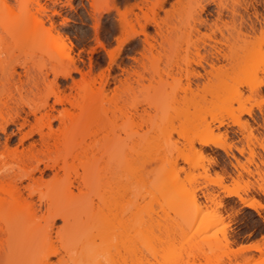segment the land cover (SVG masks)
Here are the masks:
<instances>
[{"label": "rangeland", "instance_id": "374dc122", "mask_svg": "<svg viewBox=\"0 0 264 264\" xmlns=\"http://www.w3.org/2000/svg\"><path fill=\"white\" fill-rule=\"evenodd\" d=\"M27 1L31 0H0V182L7 181V176L11 178L10 175L24 174L35 165L43 169L44 164H61L60 161L66 155L65 149L61 147L23 159V163L19 158L20 164H17L14 155L10 154L15 146L21 150L28 147L33 140L37 141L38 135L34 133L36 131L27 138L21 137L22 132L44 125L47 117L54 115L56 118H51V121L53 127H58V111L65 108L76 114L78 110L70 108L63 100L62 104L58 95H76L77 92L79 95L85 92L92 95L98 90L103 91L96 104L98 114L90 131L94 130L96 123L113 127L108 138L124 142L128 157L126 165L138 164L140 167L138 180L126 179V195L121 200L125 206L118 211L122 212V218L125 216L129 230L126 229L127 235L115 239L112 246L102 254L81 257L76 263L68 256H50L49 262L134 264V260L138 258L139 264H262L264 36L260 37L257 32V41L252 39L255 41L252 43L260 46V50L251 51L247 46L248 50L245 48L236 51L238 67L235 71L205 79V70L209 69L206 62L202 61L205 69L192 63L188 70L197 71L204 77L190 76L193 91L196 90V83L199 90L192 93L194 95L187 91L185 95L179 86L186 82L184 60L197 58L195 46L198 45V55L206 56L208 62L210 58L207 55L209 51H213L212 46L222 48L221 53L226 52L223 44L202 36L210 32L209 27L213 22L220 24L225 21L230 27V10L234 8L245 20L249 16L258 29L264 19V0H244L246 5L243 0H240L239 4V0H149L146 5L142 0H114L115 9L109 11L106 9L111 6L113 0H39L41 8L31 7L29 13L22 16L23 21L17 34L10 37L3 32V27L17 23L14 15L9 16L7 8L18 13V5ZM203 5L204 9L200 11ZM219 8L220 20H216ZM254 13L257 14V19ZM123 16L126 17V22L122 21ZM199 17L205 19V23L198 24ZM148 20L150 23L146 24ZM237 21L238 16L236 23ZM144 24L149 40L154 46L150 48V53L144 51L145 48L148 50V47L144 44L142 34L131 36ZM192 27L197 28L198 32ZM240 29L242 33L251 34L245 24ZM226 31L223 30L225 36ZM213 37L217 41L222 39L217 31ZM142 52H145L148 58H143ZM69 58L73 59L71 62H75L77 70L73 69ZM140 60H143L146 69L140 66ZM216 63L225 64V61ZM177 65L182 69L180 81L176 79ZM153 68L160 72L162 78L158 79L160 76L155 75L152 85L143 80L144 88L137 87L135 82H131L127 88L122 87L121 81L128 72L143 70L145 77H148ZM67 71L70 75L63 77ZM167 71L173 76H166L164 73ZM255 85L260 86L259 92L252 94L249 88ZM62 96L60 99L64 97ZM246 108H252V115L241 114L239 119L251 124L253 128H250L249 133L253 130L252 137L247 136L246 129L241 131V128L239 130L236 124L231 123L235 114ZM30 109L35 112V116L31 114L33 112H29ZM232 115L234 117L231 118ZM9 117H15V121L10 118L13 123L9 122ZM23 117L27 118V123L20 128V132L17 128L18 124L23 122ZM219 120L224 124L216 130L215 125ZM208 127L212 128V134L208 132ZM173 129L180 131L178 135L182 134V137ZM224 130L228 138L223 137L226 138L223 143L227 142L226 146H231L230 150L226 149L225 153L222 149L209 145L202 148L203 157L196 154L195 151L201 148L197 142L199 139L217 140L218 133L222 134ZM216 134L218 137L215 138ZM245 135L247 139L251 137L250 140H247ZM223 138L220 137L219 142L223 141ZM190 141L194 142L193 148L196 149L188 146ZM4 144L12 149L10 154L2 153L7 149L3 148ZM133 146L137 149L136 160V155L131 151ZM248 147L252 150L251 153ZM240 148H243L242 152H238ZM179 151L185 160L179 158ZM119 154L121 152L111 160L113 166L119 164L116 162V159L119 160ZM250 155H253V161L249 159ZM213 157L214 164L208 165L206 158ZM248 159L252 162L247 161ZM240 162L248 168L247 173L243 166H239ZM75 164L76 170H59L58 177L63 180L56 183L55 188H50L55 182L52 180L53 171L49 168H44L41 177L39 171H35L33 180H24L21 185H27L28 190L32 191L34 202L38 203L37 197L42 194L44 199L50 196L60 212L67 210L83 200L76 189L73 188L70 194L63 186L66 180L73 179L75 171L81 173L78 163ZM203 167L209 170H205L208 176H204L206 173ZM223 172L226 175L223 174L225 177L222 184L227 186L228 191L221 189L222 184L217 185L219 182L216 176ZM238 176L241 179L238 180ZM13 177L12 179H16ZM25 189H22L23 195L26 194ZM230 190L236 191L244 199L257 201L255 209L244 206L237 196H229ZM94 192L95 189L92 190L91 197L94 203H99L93 195ZM207 193L216 195L214 202L218 200L217 204L206 200L204 196L206 194L208 197ZM192 195L195 196L194 202L191 200ZM8 197V192L0 193V198ZM115 198L119 196L113 197L109 194L99 203L104 212L107 207L116 203L121 206L119 199ZM135 203L140 208L141 222V231L139 229L140 232L136 233L133 229L130 230L133 225L130 221L134 219L132 216L137 207L136 204L134 208ZM178 204L182 207H178ZM41 212L43 208L37 214ZM26 214L25 210L0 206V264H35V261L28 263L22 259L28 253L25 246L14 250L10 256L5 255V223L12 216ZM40 217L31 222L29 231L24 235V241L31 240V243L35 244L42 240L46 232L44 220ZM205 220H209L211 224L203 228L200 223ZM61 225L62 221L56 218L51 228L50 240L47 239L46 244L58 248L62 239L69 238L72 242L79 243L84 238L83 232L71 234L72 236L62 233L57 237L55 232ZM116 227L110 228L116 231ZM133 240L136 243L132 247ZM244 245H256L261 251L253 248L238 251V248ZM120 254L128 257L126 262L113 263L111 259H117Z\"/></svg>", "mask_w": 264, "mask_h": 264}, {"label": "bare ground", "instance_id": "6f19581e", "mask_svg": "<svg viewBox=\"0 0 264 264\" xmlns=\"http://www.w3.org/2000/svg\"><path fill=\"white\" fill-rule=\"evenodd\" d=\"M18 1H20V0H18ZM148 1L149 0H142L143 4H145V5L148 3ZM209 1L215 2V0H209ZM237 1H234V2L237 3ZM111 2H112V0H111ZM243 2H245V1L243 0ZM239 3H240V0L237 4H239ZM115 5L116 4H114V0H113L111 6L109 8H107L106 11H109L111 9H115ZM245 5H246V2H245ZM33 6H36L40 9L41 8L40 1L39 0H31V1H27V2H21L18 5V10H17L18 13H14L13 10L7 8V11L9 12V16L12 17L14 15L17 24L12 25V26L7 25V27H6V25H4V27H6L7 30H5L6 28L4 29V27H3V32L9 34L10 37H13L14 35H16L17 30L19 29V27H21V23L23 21L22 16H25L27 13H29V9ZM38 8H36V9L38 10ZM203 9H204V5L201 6L200 11H202ZM220 15H221V8H219L217 10L216 20H220ZM253 15H254L255 19H257V17H256L257 14L254 13ZM230 16L232 18V21L230 24L231 26L229 25L230 27L227 26L228 23H226L225 21H222V22L220 21L221 25L218 24L216 21H214L212 26L209 27L210 32L207 34L206 33L202 34V36L207 38V39H210V40L213 39L215 42H218L219 44H223L226 52L221 53L220 51H222V48L216 47L215 45L212 46L213 51H209V53L207 55L210 58V60L208 62L206 56L198 55V45L195 46L196 44H194L195 50H196L195 54H197V58L184 60L185 68L183 69V71H185L184 77H185L186 82L184 84H180L179 89H181L185 95L187 94L186 93L187 91H190L188 93L192 94V93H196V90L198 89V85L196 83L195 84L196 90L193 91V88L191 86L192 81L190 80V76L195 77V78H202L203 77V75L197 71L193 72V71L188 70V67L190 68L192 63L194 65H198V66L202 67L203 69H205L203 64H202V61H205L206 64L209 66V69L205 70V76L204 77H205V79H208L211 76L215 77V76H218L221 74H226L230 71H235V68L238 67V64L236 62L237 61L236 60V57H237L236 51H238L240 49L243 50L245 48H246V50H248V48H249V50H251V51H253V50L258 51L261 49L260 46H258L259 47L258 48L257 45L255 46V44L252 42L257 41V40H255L257 38V36H256L257 32H258L260 37L264 36L263 35L264 34V19L262 20V26H260L257 29L255 27L254 21H251L249 16H247V19L245 20L244 17L242 15H240L239 12L234 8L230 10ZM237 16H238V21L236 23V17ZM247 20L249 22H246ZM122 21L126 22L125 16L122 17ZM147 23H150V20H148L146 22V24ZM197 23L203 24V23H205V19H201L199 17ZM146 24L141 25L140 30L134 32L131 36L142 34L144 44H146V47H148V50H149L148 51L147 48H145L146 50L144 49V51L150 53L152 47H154V46H152L153 44L150 42L149 35L146 32V29H145ZM244 24L248 27L249 31L251 32L250 35L241 32L240 27H242V25H244ZM221 27H224L225 29L224 28L222 29ZM192 28H195V27H192ZM195 30H196V32H198L197 28H195L194 31ZM223 30H227L226 31L227 36L224 35ZM216 31L219 32L221 37H222V39L219 41L215 40L213 37ZM243 36L245 37V39H242ZM238 37H241V38H239L241 41H239ZM246 37H248L250 39H248ZM54 39H55V37H54ZM236 39L240 43H242L244 41L242 43V45L243 44L244 45L243 46L240 45ZM252 39H254L255 41L254 40L252 41ZM245 42H246V44H245ZM249 42L252 45L249 44ZM203 46H204V43H203ZM247 46H248V48H247ZM141 56L143 58L144 57L148 58L147 57L148 55H146L145 52H142ZM70 59H72V58H69V62H71V61L73 62V59L72 60H70ZM221 60L225 61V64L216 63V62H220ZM140 61H141V62H139L140 66L143 69H146L144 62H142L143 60H140ZM72 62H71V64L74 66L75 62L74 63H72ZM73 69L77 70L76 66H74ZM181 71H182V69L179 67V65H177V71L176 72L178 74V77L176 76V79L178 81H180L181 77H182ZM149 72L150 73H149L148 77H145L143 70H141V71L140 70H132V71L128 72L126 77L121 81L122 87L127 88L129 85H131V82H135L137 84V87L144 88L143 80H147L148 85H150V84L152 85V81L154 80V76L155 75L160 76L161 74H160V72H158L154 68H153V70L151 69V71H149ZM164 74H166V76H168V77L173 76L169 71L165 72ZM64 75L66 77H68L70 75V73L67 71L63 74V77H64ZM159 78L161 79L162 77L160 76V77H158V79ZM172 78H175V77H172ZM259 87H260L259 85H257V86L255 85L253 87L251 86L249 88V92H252V94H254L255 92L257 93V92H259L258 91ZM176 90H178V89L176 88ZM102 92H103L102 90H98L97 93H93L94 95L93 94L90 95L88 92H85L83 95H79L78 92L76 93V95H71V94H64L63 95L62 94L64 97L61 94L58 95L59 94L58 93L57 95H58L59 101L61 102L63 100L65 102H67V104L70 106V108L77 109L78 112L76 114L74 112H71L69 108L68 109L65 108L62 111H58L57 118L59 119L58 121L60 123V125L58 127H53V123L51 121L52 120L51 118H56V117H54L56 115H54V116L50 115L51 118L47 117L46 123L44 125H42L44 127L35 126V129H33V127H32L30 129H28L27 131H25V133L22 132L20 129L21 127H23L25 125V122L27 123V121H26L27 118L23 117L24 118V119L22 118L23 122L22 123L20 122V124H18L19 128H17L20 132L23 133V135L21 133V137L23 136L24 138H27V137L31 136V134H33L34 131H36L34 133H36L38 135L37 141L33 140L32 142H30L27 145L28 147H25L23 149L21 148V150L20 149L18 150L17 148H15L18 146H15L13 148L14 149L13 151H11L12 149H9L8 146L4 144L5 146H3V148L6 147L7 149H5L2 153L3 154H10L9 151H11L10 155H14L13 158L15 157L14 159L16 161L20 160L19 158H21V161L23 159L33 158L36 155L42 154L44 152H49L52 149L55 150V149H59L60 147L64 148L66 151V155L60 161L61 162L60 165L58 164V162H52L51 164H44V168H46V169L49 168L50 170L53 171L52 180L55 183H53L52 186H50V188H55L56 183H59L63 180L62 178L58 177L59 170H63V171H67L69 169L76 170L75 162H77L78 163L77 166L81 169V173H78L77 171H75V175H74L73 179L66 180L63 186H65V191L67 193L71 194L72 189L74 188L83 197V200L80 202V204L75 205V206H70L67 208V210L60 212L58 210L59 209L58 205L56 203H52L53 199L50 196H47L44 199L42 194L38 195V197H37L38 203H36L33 201L32 191L28 190L29 188L27 187V185H21V183L24 180H28V181L33 180V174L35 171H39V175L41 177L43 175L44 168L41 169V168H39L38 165H35L29 171H26L24 174H20V175L16 174L18 177L16 175H10L9 174L11 176V178H10L7 176V174H5L7 176V178H6L7 181L2 180L0 182V193L8 192L9 197H8V199L0 198V206L5 205L6 207L11 208V209H20V210H25L27 212V214L25 216H20V215L12 216V217H10L8 222L5 223L4 231L6 234L5 241H6V246H7V250L5 252L6 256H10L12 254V252H14V250L22 248L23 246H25L27 248L28 253L22 259L27 261L28 263H29V261H35V264H52L49 262V257L50 256H57V255L58 256L60 255L61 257L68 256L69 258H71L74 261V263H76L81 259V257H85V256L88 257V256H94V255L102 254L104 251H107L112 246L113 241L115 239H119L123 235H125V236L127 235V234H125L126 231L128 230L127 226H126V221L124 219L125 216H123V218H122V215H123V214H121L122 212L119 213L118 211L122 210V208L125 206L124 205L125 203L121 202L123 197L126 195L125 194V183H126L125 181H126V179H129V178H130V180H135V178H137V180H138L140 167L138 164H134L133 166H127L126 165L127 161H128V157H127V152H126V147H125L124 142L122 140H118V139L113 140L112 138H108L109 133L113 130V127H105V125H102V124L100 125V123L95 122L96 125L93 126L94 130L90 131L91 126L93 125L95 118L97 117V114H98L97 109H96V107H97L96 104H97V101L100 98L99 96H101ZM192 95H194V94H192ZM60 96H62L63 98L60 99ZM115 108H116V106H115ZM257 108H259V107L257 106ZM116 109H118V108H116ZM29 112H33L34 114L33 113H31V114L35 116V112L32 109H30ZM252 112H253L252 108L240 109L238 111L237 115L235 114V117H234V115L231 116V118L234 117L233 119H231V121H232L231 123L236 124L237 127L239 128V130L241 128V131H244L246 129L247 136L250 135L251 137H252L251 134H252L253 130L251 131V134L249 132H250V128H253V127L250 126L251 124H249L248 121H246V120L241 121L239 119V117L241 114L251 116ZM17 113H19V111ZM49 114H51V113H49ZM49 114H47V116ZM17 115H15V116H17ZM10 118L11 119H13V118L12 117L8 118L9 122H12V120ZM17 118H19V115ZM14 119H15V117H14ZM7 121H5V122H7ZM223 124H224V122L222 120L217 121V125H215L216 130L217 129L219 130L220 126H222ZM208 128H207L208 132L210 131V133L212 134L213 133L212 128L211 127L209 129ZM3 129H4V127H2V130ZM248 129H249V131H248ZM173 130L177 131L175 129H173ZM224 131L222 134L220 132L218 133L219 137L216 134L215 138L218 137V139H220V137H221V139H222L223 137H226L227 132L226 131L224 132ZM180 133H181L180 131H177V135ZM178 136L182 137V134L178 135ZM247 136H246V139H247ZM21 137H20V139L23 140V138H21ZM227 138H228V136H227ZM250 138H248L247 140H250ZM218 139L217 140L216 139L211 140V141H208L205 139H199V141H197V142H198V144H200L201 148L200 149L198 148V150L195 151L196 154L199 156L201 153H204L203 152L204 150L202 151V148H204V146H209V145H212L213 147H216V148H220L223 151H225V153H226V149L229 148V150H230V147H231L230 144H228V146H230V147H227L226 146L227 142L223 143V142H225L226 138L225 139L223 138L224 140L223 141L221 140V142H219ZM19 143L21 144V141ZM188 146H191L192 148L191 147L190 148L193 150L196 149V148H193L194 147L193 141L192 142L190 141L188 143ZM208 148H210V147H208ZM242 150H243V148H240V149H238V152H242ZM131 151L133 152V154L136 155V157L134 159L135 160L138 159L137 149L133 146V147H131ZM251 151L252 150L250 149V153H251ZM119 152H121V154H119V160L116 159V162H119V164H115V166H113V164L111 163V160ZM178 154H179V158H182L183 160H185V158L183 157V154L180 151ZM253 155H250L249 159L252 160L251 156H253ZM200 156L203 157L202 154ZM177 158H178V155H177ZM68 159H70V161H68ZM176 159H174V160H176ZM207 159H209V158H206V161L209 162L208 165L210 163H211V165L214 164V162H215V161L213 162L214 157L209 159L210 161ZM249 159L247 161H249V162L253 161V160L251 161ZM21 161H18L16 163L20 164ZM22 163H23V161H22ZM208 165H207V167H208ZM237 165H239V163ZM239 166L244 167V165L241 162H240ZM204 167H206V166H204ZM245 167L243 169L244 170L246 169L245 173H247L249 170L247 167L246 168ZM205 170H208V169L204 168V173H206ZM215 174L217 175V173H215ZM223 174H225V173L223 172V173H220V175L218 174V176H216V177H218L216 179H218L217 181L219 182L217 185L222 184V180H224L223 177H225V175H226L225 174L223 176ZM237 174H238V172H237ZM206 175L208 176L207 173L204 174V176H206ZM238 175L241 176V174H238ZM13 176H15L16 179H12ZM239 176H238V180L241 179V178H239ZM260 176H261V178H263L262 175H260ZM258 178H260V177H258ZM233 180L235 181V179H233ZM238 180H236V182ZM215 182H216V180H215ZM219 186H221V185H219ZM225 186L226 185H224V183H223L221 189L222 190L224 189V191H228L226 189L227 186L226 187ZM25 188L27 189V191H29L28 193H27V191H25L26 190ZM260 188H261V186H260ZM22 189H25L24 190L26 192V194L24 193L25 195H23ZM93 189H95V192L93 193V195H95V197L98 199L99 203L103 202V200H105L107 195L110 194V196H111V194H112L113 197L119 196V198H115V199L116 200L119 199V205H121V206L119 207L118 204L116 203L115 205L107 207V210L104 212V208L101 207V205H99V203H94V201L91 197V193H92ZM262 190L264 193V189H262ZM228 195L229 196L230 195L237 196L238 199H240L241 203H243L244 206H246V207H250V208H254V209L256 207L255 203L257 201L244 199L236 191L231 192V190H230L228 192ZM204 197H206V200L207 201L209 200L211 203V202H214L216 195H213V193H212V194H208V197H207V195L205 194ZM191 200H192V202L195 201L194 195L191 196ZM216 202H218V200ZM216 202H214V203H216ZM120 203H123V204H120ZM136 204L137 203L133 204L134 208L136 207L135 206ZM138 206L139 205L137 204V207L134 211V215L132 213V215H133L132 217L134 219L132 217L131 218L134 220V222H133V220H132V222L130 221L131 225L133 224L131 226L130 230L133 229L132 231H134V233L141 231V229H140L141 228L140 227L141 222H140V216H139L140 215L139 214L140 208H138ZM178 207H182V205L180 206L178 204ZM42 208H43V212H41V214H37ZM39 216H41L40 218H43V220H44L46 234L43 236L42 240L39 243L33 244V243H31V240H29L28 242L24 241V235L29 231L30 226H31V222H33L34 220H37ZM56 218H58L62 221V225L59 228H57V230L55 232L57 237L60 236L62 233H67L68 235L69 234L71 235V234H75L78 232H83L85 235L84 238L82 239L83 241L81 240L79 243H75V242H72L69 238H65V239H62L59 241L58 248H56L55 246H52L51 244H46L45 241H47V239L50 240V235H51V231H52L51 228H52L53 222ZM123 219H124L125 223H124ZM200 224H201V227L206 228L211 223H209V220H205L204 222H201ZM48 226H50V229H48ZM114 226H117L116 231L111 229ZM139 229H140V231H139ZM132 242H133V244H131V245L133 247V245L136 243V241L133 240ZM250 248L261 251V249H258V247L256 245L240 246L238 248V251L247 250ZM134 254H135V252H134ZM126 257H127L126 255L120 254L117 259L114 260V258H113V259H111V261L113 263H117L118 261L125 263ZM127 259H128V257H127ZM135 260L138 261L139 259L136 258ZM135 260H134V262H135L134 264H136V262H137ZM139 261L137 262V264H139ZM59 264H63V263L60 262ZM98 264H99V262H98ZM262 264H264V260L262 261Z\"/></svg>", "mask_w": 264, "mask_h": 264}]
</instances>
